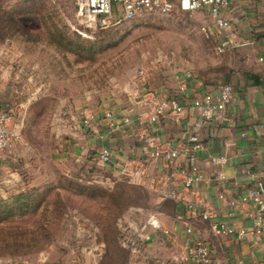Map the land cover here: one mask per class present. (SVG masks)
Returning a JSON list of instances; mask_svg holds the SVG:
<instances>
[{"label": "rangeland", "instance_id": "obj_1", "mask_svg": "<svg viewBox=\"0 0 264 264\" xmlns=\"http://www.w3.org/2000/svg\"><path fill=\"white\" fill-rule=\"evenodd\" d=\"M210 24L208 12L175 7L94 29L69 1L0 0V92L23 106L11 119L18 139L0 151V242L45 231L18 252L0 243V264H121L136 252L126 244L134 229L169 216L172 201L70 143L83 110L166 92L188 76L224 85L228 68L242 80L260 66L264 44L218 54Z\"/></svg>", "mask_w": 264, "mask_h": 264}, {"label": "crops", "instance_id": "obj_2", "mask_svg": "<svg viewBox=\"0 0 264 264\" xmlns=\"http://www.w3.org/2000/svg\"><path fill=\"white\" fill-rule=\"evenodd\" d=\"M203 11L207 12L206 9L199 10ZM222 16L230 24L229 34L238 43L236 48H245L255 42L264 44V0L230 2L222 10ZM208 29L216 30L212 22ZM215 33L219 41L223 39L218 31ZM237 53L244 55L252 52ZM258 60L260 66L251 74L246 72L241 75L242 80L238 75L232 76L234 71L228 68L232 72L229 82L235 88L234 100L218 120L206 124L199 122L191 101L211 92L219 84L217 79L202 80L195 76H188L180 80L176 88L156 94L157 98L178 99L184 107L181 118L165 117L151 126L133 123L110 130L104 112L120 111L122 115L134 118L143 111L135 106L136 99L129 103H115L111 108L103 104L97 111L83 110L82 118H78L80 120L74 126L77 138L71 141L70 151L75 154L96 150L99 155L102 148H107L112 158L110 164L104 166L120 175L128 159L143 158L140 140L142 129L148 128L146 130L161 142H179L185 140L188 134H196L204 144V150L197 156L201 179L195 183L191 196L210 205L212 220L203 222L198 212L190 214L181 204L170 202L169 216H158L163 229L169 234L164 236L162 233L148 231L150 241L141 242L137 251L131 252L126 264H182L179 259L189 252L198 236L210 250V264H264V233L253 235L248 232L254 211L229 205L231 200L237 199L251 186L250 176L264 181V52H258ZM2 93L0 107L9 110L14 119L13 113L23 106L5 101L8 94L2 96ZM148 111H151L150 107ZM91 116L94 117L91 128H84L82 120ZM9 127H12L11 122ZM219 156L226 158L225 165L219 166L210 160ZM182 165L181 162L179 166ZM160 172H165L160 164H150L145 168L146 178ZM155 194L158 200L163 201L161 189ZM219 195L223 198H218ZM213 221L225 223L236 230L244 229L248 234L243 238L235 234L215 235L210 230ZM186 224L193 228V235L186 234ZM133 235L134 231L130 237Z\"/></svg>", "mask_w": 264, "mask_h": 264}, {"label": "built area", "instance_id": "obj_3", "mask_svg": "<svg viewBox=\"0 0 264 264\" xmlns=\"http://www.w3.org/2000/svg\"><path fill=\"white\" fill-rule=\"evenodd\" d=\"M69 1L74 4L77 16L81 21L92 28H106L108 25H117L121 21H133L142 14L166 15L175 7L183 12H193L206 9L212 25L223 36L218 42L216 52L236 48L238 43L229 34L230 24L222 16V10L230 2L238 0H52ZM113 6H115L113 8ZM114 13L120 17L112 19ZM234 100V90L228 84L217 85L211 92L191 101V106L199 116V122L206 124L218 120ZM135 106L142 112L134 118L122 115L120 111H106L103 116L107 127L116 130L119 126L130 124H144L151 126L165 117L181 118L184 107L176 98H157L151 92H145L135 101ZM151 111H148V108ZM12 116L9 110L0 107V151L10 150L18 139L17 133L9 127ZM94 117L82 120L84 128H91ZM142 129L140 140L142 142L143 158L128 159L123 166L122 175L131 183L146 185L152 191L162 190V199L181 204L190 214L198 212L203 222L212 220V210L207 202L192 198L195 183L200 181L201 173L197 163L198 154L204 150V144L196 134H188L186 139L179 142H161L155 136ZM112 155L109 149L102 148L98 155L100 164H110ZM212 163L223 166L227 160L223 156L210 158ZM182 162V166L179 164ZM150 164H160L165 172H160L154 177L146 178L145 168ZM185 164V166H184ZM251 186L237 199L229 202L230 207L251 208L254 211L250 223L249 234L259 235L264 233V181L256 176H250ZM222 199L223 196L219 195ZM210 230L215 235H236L243 238L247 233L244 229L236 230L222 222L210 223ZM148 231L162 233L167 236L169 232L163 229L156 216L148 217L139 227L134 229V235L127 240L128 247L137 251L141 242L150 241ZM185 232L193 235L194 230L186 224ZM125 244V245H126ZM182 264H210V250L204 240L198 236L192 243L189 252L179 259Z\"/></svg>", "mask_w": 264, "mask_h": 264}, {"label": "trees", "instance_id": "obj_4", "mask_svg": "<svg viewBox=\"0 0 264 264\" xmlns=\"http://www.w3.org/2000/svg\"><path fill=\"white\" fill-rule=\"evenodd\" d=\"M121 22H127V21H121ZM120 23H118V24H120ZM230 77H231V72L228 71L227 75L224 78V82L225 83L229 82ZM20 197H17V198H14V199H16L17 201H21ZM1 202H3V201H0V203ZM43 230L44 229L39 230L38 232H36V234L35 233L28 234V233H26L24 231H20V232L15 231V232H12V235L10 236L9 240H5V241L2 240L0 243H1V245L5 246V247L10 246V247H7V248H9V249L13 248L14 251L18 252V250L20 248L27 247L28 245H26V244L29 243L30 241L33 242V241H35L37 239H40V238L43 239L42 237H43L44 232H45ZM48 235H49V233H48ZM128 259L129 258L127 257L126 261L124 262L125 264L127 263ZM124 263H121V264H124Z\"/></svg>", "mask_w": 264, "mask_h": 264}]
</instances>
